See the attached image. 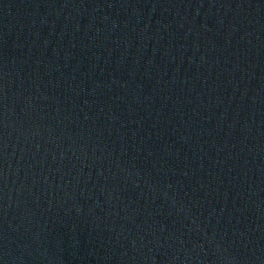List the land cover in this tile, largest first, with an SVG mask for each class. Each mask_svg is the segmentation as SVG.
Listing matches in <instances>:
<instances>
[{"label": "water", "instance_id": "95a60500", "mask_svg": "<svg viewBox=\"0 0 264 264\" xmlns=\"http://www.w3.org/2000/svg\"><path fill=\"white\" fill-rule=\"evenodd\" d=\"M0 264H264V0H0Z\"/></svg>", "mask_w": 264, "mask_h": 264}]
</instances>
